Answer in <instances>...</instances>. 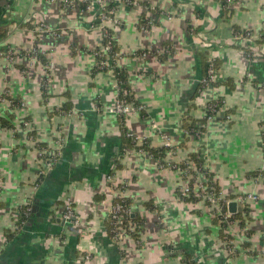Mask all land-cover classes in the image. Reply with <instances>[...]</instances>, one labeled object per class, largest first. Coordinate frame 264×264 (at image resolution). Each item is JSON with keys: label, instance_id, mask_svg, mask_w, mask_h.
<instances>
[{"label": "crops", "instance_id": "crops-1", "mask_svg": "<svg viewBox=\"0 0 264 264\" xmlns=\"http://www.w3.org/2000/svg\"><path fill=\"white\" fill-rule=\"evenodd\" d=\"M235 1L226 13L220 0L118 3V25L111 27L116 66L127 71L129 92L144 108L128 118L125 135L120 117L108 111L114 72L93 73L103 43L96 15L45 0H0V50L42 54L41 64L24 60L10 72L0 58V118L8 122H0V264H81L85 256L92 264H264V181L254 175L264 171V42L257 40L252 53L250 44L234 40L236 28L264 32V0ZM143 18L152 25L141 26ZM37 22L58 34L37 33ZM198 51L218 63L216 83L201 91ZM5 92L19 103L3 101ZM212 103L218 112L206 123ZM190 118L199 135L186 132ZM59 133L63 156L36 187L38 148L55 147ZM129 134L153 150L163 149L166 136L176 154L156 159L130 146ZM192 155L205 171L187 169ZM178 168L198 182L191 180L193 200L178 194L188 184ZM109 176L126 185L131 220L141 227L120 244L107 223L116 199ZM201 185L231 196L228 212L231 202L238 213L244 208L240 196L259 197L230 227L235 255L225 247L228 229L196 195ZM68 200L78 225L61 220ZM24 207L28 222L20 221Z\"/></svg>", "mask_w": 264, "mask_h": 264}, {"label": "built area", "instance_id": "built-area-1", "mask_svg": "<svg viewBox=\"0 0 264 264\" xmlns=\"http://www.w3.org/2000/svg\"><path fill=\"white\" fill-rule=\"evenodd\" d=\"M50 3H59L63 6V8L67 10H72L75 12H78L80 14H86V13H94L97 17L98 24H93V27L99 28L102 30L103 33V40L105 38H108L109 40L107 43L103 44L100 49L96 50L94 52V59L95 64L94 68L96 71L101 72L102 70H113V48H114V33L111 29L112 26L118 25L117 21V10H118V3L123 2L124 4L128 6L134 5V0H45ZM236 4L235 0H226V8L228 10L234 8ZM34 31H36L39 34H55L57 35V32H52L45 24L36 23L34 24ZM150 25H152L151 20L148 21L147 26L145 28H148ZM192 34L197 36L198 39H203L202 33L198 34L196 32V29L191 28L190 29ZM111 31V32H110ZM261 37L260 34H254L251 31H246L242 33H235L234 34V40L236 43H240L241 41H244L245 43L250 44L252 47L257 40H259ZM255 48V47H254ZM254 48H250L252 53L254 52ZM158 55L163 54V50H157L155 51ZM42 54L38 52L34 53H24L18 49L15 48H5L3 50H0V58H2L5 62V70L6 72H10L11 70L15 69L17 65L21 64L22 61H27L30 63V65H33L35 63H40L42 61L41 58ZM116 57V55H114ZM26 74H31V71H25ZM218 79V72L216 69L211 65V67L208 70L207 78L203 79V83L208 86L216 83ZM115 91H116V99L114 102V105L108 109V111L112 114L118 115L120 118H122L124 121L127 122L128 118L137 112H142L144 108L136 103V101L128 100L127 98L130 96V92L126 91V88L122 83H120L118 80L116 81ZM43 88L47 90L48 88V81H45L43 83ZM261 89H264V84L262 85ZM3 101H8L10 97L9 92H5L3 95ZM218 112L217 104H208L206 107V118L208 121H211L214 119L215 114ZM24 126L26 128H29L28 123H25ZM263 135H264V127H263ZM197 135H199V132L197 131ZM131 138H133V142L136 143L139 147L144 146L145 144H148L146 140H142L137 138L136 136L130 135ZM164 146L165 149V156L167 158H172L175 156L176 151L173 143H171L170 139L168 137H163ZM263 150H264V141H263ZM63 148H64V139L59 133L56 142L55 147L53 148H47V147H39L38 157H39V165H40V175L38 179V184L36 183V187L39 186V182L42 181L43 177L52 170V168L58 163L59 159L63 156ZM142 151H144L142 148H140ZM187 169L194 171L195 164L188 160L186 162ZM178 171L181 174H184V176L187 178L188 184L185 186H181L179 190V195L181 197H189L190 196V185H192L191 180L195 179V177L191 174L189 176L188 171H183L181 168H178ZM257 179H260L261 181H264V175H258L256 177ZM114 178L109 176L108 177V183L110 184V187H114L113 189L116 191V199H127L125 197V189L126 185L122 184L119 186H116L114 184ZM197 182V180L195 179ZM198 183V182H197ZM193 186H196V184H193ZM1 187V183H0ZM200 192L196 195L198 197H202V199L208 203H210V206H208L209 213L211 217L215 218L216 216H220L221 223L225 222L228 224V232L230 233V227L234 225V221H231L230 218L233 217V215L225 211L224 204H228L229 201L226 199V196L223 195L221 191L217 192L214 187H208V185L204 186L201 185ZM115 199V200H116ZM259 197L254 194H248L244 196H240L237 198V202L242 205V207H246L248 203H252L255 201H258ZM27 211H30V208H27ZM133 208L131 205L129 207L125 208L122 202L113 203L109 218L114 220V227L111 231L112 238L114 242L117 244H120L122 240L129 236H137L141 227L140 225L135 224L131 218L130 215L133 213ZM61 220L66 224L74 223L76 225L79 224L78 219L76 217V209L74 208L73 202L71 200H68L64 203V211L63 215L61 216ZM19 229V227L17 228ZM225 247L228 250L230 255H235L237 253V247L234 244V242L229 241L225 242ZM264 254V251H263ZM81 264H92V260L89 256H85L81 262Z\"/></svg>", "mask_w": 264, "mask_h": 264}, {"label": "trees", "instance_id": "trees-1", "mask_svg": "<svg viewBox=\"0 0 264 264\" xmlns=\"http://www.w3.org/2000/svg\"><path fill=\"white\" fill-rule=\"evenodd\" d=\"M221 1V4H222V8H223V10L225 11V13L226 12H228V9L226 8V0H220ZM148 21H149V19H147V18H143V20L141 21V23H140V25L141 26H143L144 28L147 26V23H148ZM96 24H98V23H96ZM190 28H192V27H190ZM197 30H199L198 28H197ZM111 32V31H110ZM235 33H242V32H240L239 31V29H235ZM261 42L263 43L264 42V32H262L261 33ZM109 39L108 38H105L104 40H103V44H105V43H107V41H108ZM115 44H114V48H113V52H112V55H113V60H112V62H113V72H114V74H115V77H116V79L120 82V83H122L123 85H124V87L126 88V91H128L129 92V90H130V87L127 85V81H128V74H127V71L126 70H122V69H120L119 67H117L116 66V59H117V57H118V50H117V44H116V42H114ZM168 51V50H167ZM199 52V51H198ZM199 56H200V60H201V66H202V68H203V78L200 80V82H199V84H198V90H204L205 88H206V84H204L202 81H203V79H205V78H207V75H208V70H209V68L211 67V65L216 69V71L218 70V63H217V60H214V59H211V58H208V56H207V54L205 53V52H203V53H201V52H199ZM114 55H116V57H114ZM165 56V55H164ZM164 56L163 55H161V58L162 59H165L164 58ZM102 71H106V70H102ZM99 71H96V69L94 68L93 69V73L95 74V73H98ZM218 72V71H217ZM45 90V89H44ZM128 100H131V101H133L134 99H133V96L130 94V96L127 98ZM9 100L12 102V104L13 105H17L19 102H16V100H11L10 98H9ZM135 101V100H134ZM214 103V102H213ZM20 105H21V103H20ZM120 120H121V125H122V128H123V132H124V134L125 135H127V133H128V131H127V129H126V121H124L122 118H120ZM206 123L208 122V119L206 118ZM0 122L2 123V125L3 126H8V122L6 121V120H4V119H2V118H0ZM205 123V122H204ZM10 127H12V125H10ZM184 128L186 129V132L187 131H189L190 133H191V135L192 136H194V135H196V133H197V131H200V128H198V126H197V123H196V121L195 120H193V119H187L186 120V123H185V126H184ZM193 133V134H192ZM129 137V136H128ZM127 137V141H128V143H129V145L130 146H136V147H138L137 145H136V143H134L133 142V138H128ZM140 148H142L144 151L145 150H148L149 151V153L153 156V157H155L156 159H158L157 157H161V158H164V151H165V149L163 148V149H157V150H153V149H151L149 146H148V144H145L144 146H142V147H139V149ZM190 160L194 163L195 162V165L196 166H198V168H200L202 171H205V170H203L202 169V164H201V162L199 161V159H198V155H192L191 157H190ZM186 165V167H187V164H185ZM206 176L208 177V178H212V176H211V174H209L207 171H206ZM255 175V177H257L258 175H264V171H261V172H257L256 174H254ZM211 182V181H210ZM208 183V185L209 184H211V185H213V182H211V183ZM212 187H214L215 189H216V191L217 192H219L220 190L216 187V186H212ZM190 198H188V199H194L195 197H193V188H192V185L190 186ZM199 199H201V198H199ZM228 201L229 200H231V199H233L231 196H229V197H227L226 198ZM118 202H122L123 203V205L125 206V208H127V207H129V205H130V202L128 201V199H121V200H119V199H116L115 201H114V203H118ZM206 205L207 206H210V203H208V202H206ZM224 207H225V204H224ZM246 208H243L239 213H238V215H236V216H234V217H232V218H230V220L231 221H235V220H242L243 219V213H245V212H247L246 210H245ZM130 218H131V215H130ZM221 217L220 216H216L215 218H213L214 219V221L217 223L219 220H221L220 219ZM20 221L21 222H28V218L26 217V207H24V208H22L21 209V212H20ZM221 222V221H220ZM107 223H108V225H109V229L112 231V229H113V227H114V220L113 219H111V218H109L108 219V221H107ZM221 226H222V230L223 231H225V230H227L228 229V224L227 223H225V222H223V223H221ZM242 226H243V224H242ZM225 239V242H229V241H232V237L230 236V234H227L225 237H224Z\"/></svg>", "mask_w": 264, "mask_h": 264}, {"label": "water", "instance_id": "water-1", "mask_svg": "<svg viewBox=\"0 0 264 264\" xmlns=\"http://www.w3.org/2000/svg\"><path fill=\"white\" fill-rule=\"evenodd\" d=\"M229 212L232 215H237V213H238V204L236 202H231L229 204Z\"/></svg>", "mask_w": 264, "mask_h": 264}, {"label": "rangeland", "instance_id": "rangeland-1", "mask_svg": "<svg viewBox=\"0 0 264 264\" xmlns=\"http://www.w3.org/2000/svg\"><path fill=\"white\" fill-rule=\"evenodd\" d=\"M11 102V101H10Z\"/></svg>", "mask_w": 264, "mask_h": 264}]
</instances>
